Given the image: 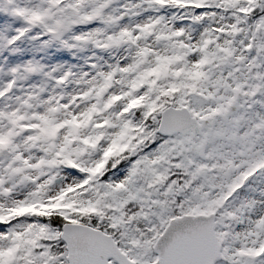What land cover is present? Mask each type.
<instances>
[{
    "label": "snow or ice",
    "instance_id": "1",
    "mask_svg": "<svg viewBox=\"0 0 264 264\" xmlns=\"http://www.w3.org/2000/svg\"><path fill=\"white\" fill-rule=\"evenodd\" d=\"M0 264H264V0H0Z\"/></svg>",
    "mask_w": 264,
    "mask_h": 264
}]
</instances>
